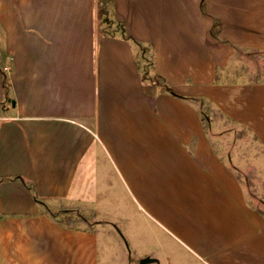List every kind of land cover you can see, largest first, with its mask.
<instances>
[{"label": "crops", "instance_id": "0c3cea01", "mask_svg": "<svg viewBox=\"0 0 264 264\" xmlns=\"http://www.w3.org/2000/svg\"><path fill=\"white\" fill-rule=\"evenodd\" d=\"M98 1L0 0V264H99L96 231L62 217L100 213L112 180L205 264H264L191 102L237 117L216 73L264 40V0H107L103 31Z\"/></svg>", "mask_w": 264, "mask_h": 264}, {"label": "rangeland", "instance_id": "374dc122", "mask_svg": "<svg viewBox=\"0 0 264 264\" xmlns=\"http://www.w3.org/2000/svg\"><path fill=\"white\" fill-rule=\"evenodd\" d=\"M102 3L99 0L97 7L101 31L106 30L108 23L100 17L106 11V4ZM112 25L109 23V30L120 29L119 25ZM136 51L140 68L151 64L150 48L137 44ZM5 66L3 72L9 67ZM152 76L150 65L149 77ZM216 82L229 86L223 91L226 102L222 104L228 109L231 100H235L236 118L208 100L191 102L202 117L210 145L239 189L236 201L241 210L234 206L230 210L232 219L246 224L256 222L259 234L264 229V40L235 48L230 66L217 71ZM111 182L118 198H107L100 213L77 208L79 214H73L74 219L62 217L73 226L96 231L99 264H140L142 260H147L144 264H205L139 206L141 200L127 189V184Z\"/></svg>", "mask_w": 264, "mask_h": 264}, {"label": "trees", "instance_id": "16d2710c", "mask_svg": "<svg viewBox=\"0 0 264 264\" xmlns=\"http://www.w3.org/2000/svg\"><path fill=\"white\" fill-rule=\"evenodd\" d=\"M104 1V2H103ZM107 0H100V2L102 3V5H105L107 2ZM102 15H100V17H102ZM127 39L131 40L132 42L136 43V41L132 40L131 38H128ZM151 65V64H150ZM150 65L147 64V66H145L144 68H140L139 66V62H138V68H139V71H140V77L142 79V81H146V80H149V82L151 83H156L158 81V78L156 75H154L152 78L149 77V69H150ZM4 86L6 85V80H5V76H4V82H3ZM15 180H19L23 183V185L33 194L34 198L36 199L35 197V192H34V187L29 184L28 182H26L25 180H23L22 178L20 177H15L14 178ZM1 181V180H0Z\"/></svg>", "mask_w": 264, "mask_h": 264}, {"label": "water", "instance_id": "95a60500", "mask_svg": "<svg viewBox=\"0 0 264 264\" xmlns=\"http://www.w3.org/2000/svg\"><path fill=\"white\" fill-rule=\"evenodd\" d=\"M11 104L14 105V102L12 101ZM146 261H147V260H142V261L140 262V264H144Z\"/></svg>", "mask_w": 264, "mask_h": 264}]
</instances>
